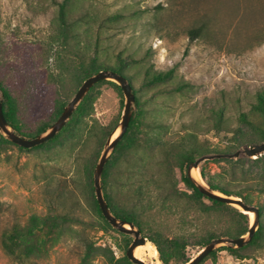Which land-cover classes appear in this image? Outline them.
<instances>
[{"label":"rangeland","instance_id":"obj_1","mask_svg":"<svg viewBox=\"0 0 264 264\" xmlns=\"http://www.w3.org/2000/svg\"><path fill=\"white\" fill-rule=\"evenodd\" d=\"M63 1L73 24L70 58L78 62L82 55H96L106 67L103 70L119 66L135 95L131 116L136 111L137 123L131 138L138 151L131 149L130 154L136 167H126L130 174L120 172L121 159H117L112 175L127 184L123 188L130 187L136 172L146 166L143 189L147 187L149 195L135 203L136 210L167 236L185 234L186 255L192 259L203 248L197 229L207 218L185 210L183 199L192 190L181 183L178 163L171 161L168 170L160 162L169 147L197 159L264 142L263 119L252 116L254 123L249 124L239 118L241 113L251 116L255 95L264 90V0H0V81L17 101L16 123L22 129L55 116L50 77L57 74L59 48L51 38L57 28L58 4ZM114 15L119 17L109 20ZM198 26L201 34L190 40L188 31ZM149 66L157 71L173 68L172 79L144 85V70ZM100 81L83 96L79 120L71 129L82 138L92 124L111 130L101 150L86 143L78 152L79 144L68 138L40 149H21L0 131L9 141L0 146V264H129L118 246L121 235L97 213L88 185L107 140L120 130L125 105L114 80ZM69 84L71 99L75 82ZM213 111L223 114L220 126ZM257 157L244 153L237 157L241 163L237 171L247 180L241 185L264 183V152ZM222 158L203 160L198 170L203 166L224 184L228 176L218 174L231 166ZM170 186L177 203L168 196ZM243 193L247 204L263 209L256 230L260 227L264 233V197L255 190L243 189ZM50 200L57 213L71 212L80 221L66 229L43 224L26 240L35 248L33 255L18 260L7 254L1 244L3 232L15 224L27 225L32 215L45 216ZM130 204H134L131 199ZM233 208L221 212L223 219L240 230L249 229L253 212L251 220L249 212ZM249 242L239 248L243 258L223 249L231 244L219 243L216 259L207 257L200 264H264V244L256 247ZM143 261L162 264L158 251L156 258L144 255Z\"/></svg>","mask_w":264,"mask_h":264},{"label":"trees","instance_id":"obj_2","mask_svg":"<svg viewBox=\"0 0 264 264\" xmlns=\"http://www.w3.org/2000/svg\"><path fill=\"white\" fill-rule=\"evenodd\" d=\"M118 17V15H114L111 16L109 20H115ZM67 18L68 9L66 2L63 1L58 4L57 28L55 34L51 38V43L56 44L59 48V51L56 50L55 58V61L57 62V74L54 77L52 75L50 77L54 81V94L52 96L53 103H51V111H53V114L55 115L51 121L40 122L33 127H28L25 129H22L21 126L19 127L16 123L18 121L17 101L9 94L8 91L2 88V84L0 81L4 117L8 125L17 134L23 137L33 138L45 132L51 126V123L59 117V115L63 111L64 106L70 101L71 93L69 91V82H75L73 90L77 91L84 80L94 75L98 71L106 68L104 64L102 65L98 62L96 55H82L78 62H74L70 58L68 46L69 41L72 38L73 24H70ZM201 31V26L189 30V39H196L201 34ZM110 70L125 77V75L121 72L119 66L112 67ZM173 74V68L167 71H157L154 70L152 66H149L144 70L143 83L144 85L149 86L169 81L172 79ZM100 82L101 81H98L95 84H98ZM255 96L256 102L252 103L250 107L251 116H247L246 114L241 113L239 118L241 121L249 124L254 123V118H252V116H257L263 119V121H261L260 123L264 131V90L257 92ZM84 99L85 98L81 99L80 103L74 109L66 123L53 137H51L46 142L31 147L28 150L44 148L49 144L59 143L60 140L64 138L70 139L73 144H79L78 152L84 149V147L87 145L86 143L94 144V146L98 145V149L101 150L111 130H105L103 126L92 124L89 128L90 131L84 138H82V136L77 133V131L75 132L71 129L73 123L79 120V114ZM136 102H138L137 98ZM136 114V111L133 112L125 133L123 134L122 138L116 143L110 157L104 164L100 177V185L103 197L110 212L114 216L126 222H131L141 231L142 235L148 241L155 245L162 264H186L191 259L186 255V247L188 245L185 237L186 235L174 234L172 236H167L163 232V230H155L152 226H150L149 223H146L144 219H142V213L136 210L137 204L135 203L140 202L143 198H147L149 195L147 191L148 188L145 187V189H143V185L145 184L143 176L145 174L144 171L146 170V166H141L142 170L136 172L137 176H134V180L129 184L130 187L126 186L125 188H123L122 186L127 184L121 182L120 177L116 178L114 177V175H112V169L116 165L117 159H121V168L119 169L122 170L120 172H126L130 174L128 168L126 167H128V165L136 167L132 162V159L135 158V156H133V154H130L131 149H133L135 152L138 151V147L134 144V141L131 138L134 130L133 127L137 123ZM213 114L216 116L215 124L217 126H220L223 121V114L220 111H213ZM5 143H9V141L6 140L3 136H0V146ZM19 147L21 149H25L21 146ZM98 152L99 150H97L94 154L98 155ZM256 159H258V157ZM173 160L178 163L181 183L185 187L192 190V194L184 197L183 199L185 210H193L196 214L205 216L207 218L206 220L214 216L216 217L215 220L208 221L210 223L205 222L206 220L203 221L202 226L200 228L198 227L197 231L200 234L202 233V236H200L201 238L199 240V244L201 245V247L206 246L212 239L215 238H236L246 234L248 228L240 230L237 227L229 225L223 219V214H221V212L226 209L234 210L235 208H233V206L215 199H210L195 188L194 184L187 175V167L189 163L196 160V157H194L192 154L184 153L180 149L169 147L164 151L163 159L160 162L161 167L170 170V162ZM221 160H223L227 164H230L231 166L228 172L223 171L222 173L218 174L220 176L219 178H224L225 175L228 176V181L224 184L216 182V180H214V178H212L206 172V169L203 166H201L199 169L201 178L209 189L222 193L226 196L238 197L245 203L248 200L244 196L243 189L255 190L258 193L262 194V196L264 197V183L251 181L246 182L244 186L240 184V182L244 183L247 180L244 179L243 172L242 174H239V172L237 171V168L239 167V165H241L239 158H222ZM132 174L135 173L132 172ZM126 177H130V175L127 174ZM92 183V175L90 172L88 185L90 192L92 193L94 208L96 209L97 213L102 218L104 223L108 227H110L109 223L103 217L98 203L95 199ZM152 183L156 184L157 182L153 180ZM168 192L169 198L174 203H177L178 197L176 196L174 187L170 186V188H168ZM130 199L133 200L134 204H130ZM47 208L48 213L45 216L32 215L29 218V223L27 225L21 226L19 224H15L10 229L3 232L1 237V244L7 254L18 260H23L33 255L35 248L32 245L27 244L26 240L29 236L33 235L35 230H37L43 224L51 223V225L56 226L58 229H66L71 224L78 223L80 221V219L74 216L71 212L57 213L56 204H54L52 200H50L47 204ZM258 212L259 215H261L263 213V209H258ZM240 215L245 217V214L240 213ZM116 232L121 235V240L119 241L118 246H120L123 250L122 259L130 264V261L125 256V251L132 242V236L126 233L119 232L118 230H116ZM249 244L256 247H261L264 244V233L260 227H258V229L254 232ZM223 247V249L227 250L230 255L236 258L244 257L240 254L239 248H235L232 245ZM216 255L217 249H214L209 253L207 257H212V259L215 260ZM207 257H205L200 263H202Z\"/></svg>","mask_w":264,"mask_h":264},{"label":"water","instance_id":"obj_3","mask_svg":"<svg viewBox=\"0 0 264 264\" xmlns=\"http://www.w3.org/2000/svg\"><path fill=\"white\" fill-rule=\"evenodd\" d=\"M104 79H111L114 80L122 89V92L125 96V105L124 111L120 122V130L118 134L114 138H110L106 142V146L100 156V159L95 167L93 173V187H94V194L100 211L105 218V220L119 232L129 234L133 236V240L127 250L125 251L126 258L132 262L133 264H148L142 259L138 258L134 254V250L137 246L145 244L146 239L141 235V231L135 227L131 222H126L124 220L118 219L114 216L103 197L101 185H100V177L104 167V164L108 158L109 152L115 147L116 143L122 138L123 134L125 133L130 119H131V105L135 100V96L132 91V87L128 80L121 74H118L112 70H100L94 75L88 77L86 80L82 82L76 93L67 103V105L63 108V111L59 115V117L53 122V124L43 133L33 137V138H26L19 134H17L7 123L2 107V100L0 98V131L6 136L8 140L12 143L21 146L23 148H31L36 145H39L43 142H46L51 137H53L66 123L78 103L81 101L83 96L86 92L98 81ZM1 94V90H0ZM264 152V142L254 144L249 147H245L242 150H237L233 153H225V154H217V155H208V156H201L197 158L194 162L189 163L187 167V175L194 184L195 188L210 199H215L220 202L226 203L231 206H237L243 211L246 212H253L254 218L253 222L251 223L248 231L247 236L244 235L231 238V237H220L212 239L206 246L202 248V250L192 259H190L186 264H199L205 257L209 255V253L215 249L216 245L219 243H229L236 248H240L249 242L256 231V228L259 224V212L258 208L252 205H249L243 202L240 198L234 196H226L222 193L217 191H213L209 189L207 186L203 185L201 182H197L195 179L191 177V170L192 168L199 167L201 161L206 159L212 158H237L241 153L246 154L250 157H257ZM203 182V181H202Z\"/></svg>","mask_w":264,"mask_h":264},{"label":"bare ground","instance_id":"obj_4","mask_svg":"<svg viewBox=\"0 0 264 264\" xmlns=\"http://www.w3.org/2000/svg\"><path fill=\"white\" fill-rule=\"evenodd\" d=\"M116 131V130H115ZM114 131V132H115ZM116 131L112 138H114L118 133ZM191 177L195 179L197 182H202L201 175L199 173V170L197 168H192L191 170ZM250 219L252 220L253 216L252 213L249 212ZM250 220V221H251ZM134 254L136 257L144 260V255L151 256L153 258H156L157 250L153 244L150 242L145 243L144 245H139L135 248ZM157 263V262H156Z\"/></svg>","mask_w":264,"mask_h":264}]
</instances>
